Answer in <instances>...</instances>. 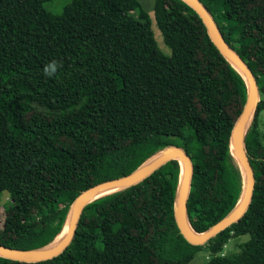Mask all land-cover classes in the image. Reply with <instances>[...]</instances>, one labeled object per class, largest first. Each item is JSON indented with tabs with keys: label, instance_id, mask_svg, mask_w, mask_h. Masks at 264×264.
<instances>
[{
	"label": "trees",
	"instance_id": "trees-1",
	"mask_svg": "<svg viewBox=\"0 0 264 264\" xmlns=\"http://www.w3.org/2000/svg\"><path fill=\"white\" fill-rule=\"evenodd\" d=\"M47 1L0 0V194L12 197L0 243L51 245L80 193L171 146L192 159L193 229L223 220L244 191L231 137L248 92L195 9L185 0H155L166 55L139 0H71L61 13ZM200 1L260 90L244 138L255 174L246 212L204 244L189 243L175 217L181 164L171 159L86 204L59 255H0V264H188L205 248V264H264V0ZM51 60L60 67L47 77ZM245 234L237 252L222 253Z\"/></svg>",
	"mask_w": 264,
	"mask_h": 264
},
{
	"label": "water",
	"instance_id": "water-1",
	"mask_svg": "<svg viewBox=\"0 0 264 264\" xmlns=\"http://www.w3.org/2000/svg\"><path fill=\"white\" fill-rule=\"evenodd\" d=\"M185 1L190 4L199 14L214 44L236 66L246 81L248 92L247 101L243 111L235 122L231 137V146L233 145V152L242 166L245 180L244 191L237 206L223 220L205 232H198L194 230L187 217V199L190 193L191 179L193 176L192 159L183 148L179 146H171L158 155L154 156L151 160L143 164L132 173L122 177L103 181L80 193L72 205L66 228L62 232H65V238L62 244L53 246L55 243L54 241L51 245L44 248L17 249L0 243V255L26 261H41L59 255L72 241L76 232L80 215L86 204L103 195L102 192L107 188L117 187V189H120L142 180L171 159H178L181 164V177L175 206V217L181 233L185 236L189 243L195 245L204 244L208 239L215 236L218 232L225 229L233 222L239 220L246 212L252 200L253 190L255 187V174L245 147L244 138L251 113L253 111L255 112L257 103L260 100L258 82L250 66L236 52V50L231 48V46L223 38L217 25L201 1Z\"/></svg>",
	"mask_w": 264,
	"mask_h": 264
},
{
	"label": "rangeland",
	"instance_id": "rangeland-1",
	"mask_svg": "<svg viewBox=\"0 0 264 264\" xmlns=\"http://www.w3.org/2000/svg\"><path fill=\"white\" fill-rule=\"evenodd\" d=\"M71 0H50L45 2V7L51 11L52 13H61L63 11L64 6L69 3ZM142 4L143 8L149 13V18L152 21L151 27L154 32L156 41L158 46L160 47L161 51L166 54L170 55L171 50L165 44L163 40V36L159 31L155 17H154V3L155 0H139ZM261 129L264 132V111L261 113ZM12 197L4 192L0 194V231L6 227L5 221V211L8 207ZM249 238L248 234L240 235L234 238H231L226 246L223 248L222 253L226 255H230L232 253L237 252L240 249V245ZM210 257V251L207 248L199 251L195 254L193 259L188 264H205V262Z\"/></svg>",
	"mask_w": 264,
	"mask_h": 264
},
{
	"label": "clouds",
	"instance_id": "clouds-1",
	"mask_svg": "<svg viewBox=\"0 0 264 264\" xmlns=\"http://www.w3.org/2000/svg\"><path fill=\"white\" fill-rule=\"evenodd\" d=\"M60 64L56 60H51L43 66V74L47 77H52L59 69Z\"/></svg>",
	"mask_w": 264,
	"mask_h": 264
},
{
	"label": "bare ground",
	"instance_id": "bare-ground-1",
	"mask_svg": "<svg viewBox=\"0 0 264 264\" xmlns=\"http://www.w3.org/2000/svg\"><path fill=\"white\" fill-rule=\"evenodd\" d=\"M253 112H254V111H253ZM253 112L251 113V117H250V119H249V122H250V120H251V118H252V116H253ZM249 122H248V124H247V127H248V125H249ZM232 148H233V145H232ZM115 190H117V187L107 188L105 191L102 192V194H106V193H109V192H112V191H115ZM191 230H192V229H191ZM64 238H65V232L62 233L61 235H59V236L56 238L55 243L53 244V246H56V245H60V244H62Z\"/></svg>",
	"mask_w": 264,
	"mask_h": 264
}]
</instances>
